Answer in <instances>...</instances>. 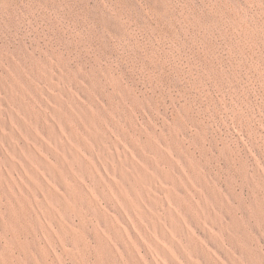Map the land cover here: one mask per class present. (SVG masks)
<instances>
[{
    "label": "rangeland",
    "instance_id": "obj_1",
    "mask_svg": "<svg viewBox=\"0 0 264 264\" xmlns=\"http://www.w3.org/2000/svg\"><path fill=\"white\" fill-rule=\"evenodd\" d=\"M0 264H264V0H0Z\"/></svg>",
    "mask_w": 264,
    "mask_h": 264
}]
</instances>
